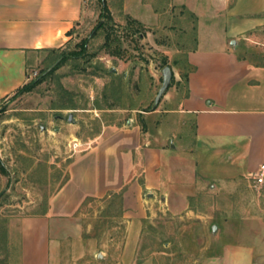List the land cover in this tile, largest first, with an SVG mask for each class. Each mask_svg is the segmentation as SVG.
<instances>
[{"label": "rangeland", "instance_id": "374dc122", "mask_svg": "<svg viewBox=\"0 0 264 264\" xmlns=\"http://www.w3.org/2000/svg\"><path fill=\"white\" fill-rule=\"evenodd\" d=\"M105 1L112 20L101 0H84L68 43L39 53L29 82L61 59L55 73L0 102V176L6 178L0 264L19 257L22 219L46 214L74 156L88 150L105 126L133 120L156 134L164 111L178 108L176 84L154 104L164 60L175 79L189 71L186 53L195 37L189 15L172 0ZM240 43L264 63V28L253 42ZM183 134L166 158L164 188L151 198L143 193V217L126 216L118 192L89 199L73 220H60V229H82L64 240L60 264H208L226 244L264 243V190L252 179L212 182L194 175L191 159L200 151L188 154L184 143L192 130Z\"/></svg>", "mask_w": 264, "mask_h": 264}, {"label": "crops", "instance_id": "0c3cea01", "mask_svg": "<svg viewBox=\"0 0 264 264\" xmlns=\"http://www.w3.org/2000/svg\"><path fill=\"white\" fill-rule=\"evenodd\" d=\"M172 1L189 15L195 33L186 53L188 81L176 79L178 108L164 111L156 134L133 120L105 126L88 150L74 156L46 214L22 219L20 254L10 264H60L64 240L82 230L60 229V220H73L88 199L122 192L126 216L143 217V193L151 198L164 188L166 158L185 130H192L184 143L188 154L200 151L190 158L194 175L205 181L254 180L264 165V63L240 43L253 42L264 28V0ZM83 3L0 0V100L29 82L39 53L68 43ZM5 188L0 176V194ZM220 250L208 264H264V243H229Z\"/></svg>", "mask_w": 264, "mask_h": 264}, {"label": "trees", "instance_id": "16d2710c", "mask_svg": "<svg viewBox=\"0 0 264 264\" xmlns=\"http://www.w3.org/2000/svg\"><path fill=\"white\" fill-rule=\"evenodd\" d=\"M101 2L103 3V12L104 14L108 17V19L112 20V16H111V13L109 12L108 10V7L106 5V1L105 0H101ZM131 22L132 23H135V24H138V25H141L140 22H138L137 20L135 19H131ZM102 26V25H101ZM69 35L72 34V31H70L68 33ZM109 39V37L107 38ZM84 46V44H83ZM85 50V47L83 48ZM58 49H51L49 50V52L53 53V52H56ZM166 66H169L168 63L166 62V60H164V67ZM59 68V64L49 73L47 74L46 76H43V77H38L37 79L27 83L26 85H24L22 88L18 89L17 92H25V91H32L38 84L42 83L43 81L46 80L47 77H49L50 75L54 74L55 71ZM45 71H42L41 72V75L44 73ZM188 74L189 72H186V73H181V78L184 79L186 82L188 81ZM176 84V79H175V76H173V79L171 81V84L170 86ZM1 102V100H0ZM142 129L145 131V123L142 122ZM0 171L5 174V169H4V166L2 165L1 161H0ZM2 196V193L0 194V198ZM120 199L122 200V196H120ZM89 200V199H88Z\"/></svg>", "mask_w": 264, "mask_h": 264}, {"label": "water", "instance_id": "95a60500", "mask_svg": "<svg viewBox=\"0 0 264 264\" xmlns=\"http://www.w3.org/2000/svg\"><path fill=\"white\" fill-rule=\"evenodd\" d=\"M61 59L57 60L54 64H52L43 74L41 77L46 76L47 74H49L60 62ZM112 72L115 71V69L111 70ZM174 73L173 70L170 66H166L163 70H162V86L157 94V97L155 99V104H154V108L156 109L161 101V99L163 98V96L166 94V92L168 91V88L171 84V81L173 79ZM68 121L69 122H74V118L73 115L70 114L68 117ZM215 230V227L213 228ZM98 257L100 259H102V255H98Z\"/></svg>", "mask_w": 264, "mask_h": 264}, {"label": "built area", "instance_id": "2783aa9c", "mask_svg": "<svg viewBox=\"0 0 264 264\" xmlns=\"http://www.w3.org/2000/svg\"><path fill=\"white\" fill-rule=\"evenodd\" d=\"M76 147H77V145H76ZM254 182L258 186L264 185V165H261L259 172L255 175Z\"/></svg>", "mask_w": 264, "mask_h": 264}]
</instances>
